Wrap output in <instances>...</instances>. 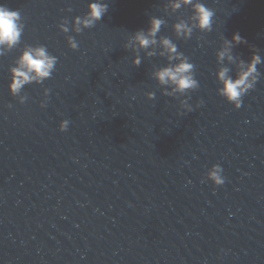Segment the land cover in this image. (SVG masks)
<instances>
[{"label": "water", "instance_id": "obj_1", "mask_svg": "<svg viewBox=\"0 0 264 264\" xmlns=\"http://www.w3.org/2000/svg\"><path fill=\"white\" fill-rule=\"evenodd\" d=\"M0 264H264V0H0Z\"/></svg>", "mask_w": 264, "mask_h": 264}]
</instances>
